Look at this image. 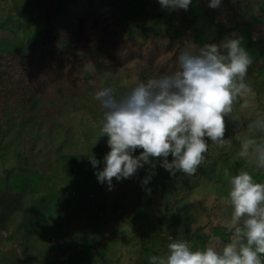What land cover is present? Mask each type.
<instances>
[{
    "label": "rangeland",
    "instance_id": "rangeland-1",
    "mask_svg": "<svg viewBox=\"0 0 264 264\" xmlns=\"http://www.w3.org/2000/svg\"><path fill=\"white\" fill-rule=\"evenodd\" d=\"M24 1L0 0V18L22 7ZM257 6L264 16L262 4ZM31 11L34 10H28V14ZM133 18L151 23L156 11L141 9L133 13ZM28 24L30 30L38 25L35 19L28 20ZM198 27L196 22L190 33L201 38L196 31ZM127 28L132 29L128 25ZM133 32L140 40L148 34V31ZM232 36L244 40L242 46L252 59L264 61L255 35L250 37L235 30L226 38ZM20 39L28 41L30 36L24 34ZM253 78L247 73L246 83L252 94L234 103V115L241 118L242 126L237 127L231 118L227 124L225 136L231 138V147L228 143L220 147L209 141L205 162L190 177L182 173L172 176L158 166L148 185L150 195L141 186V180L151 171L148 166L130 179L116 182L114 178L115 188L111 191L98 182L85 154L93 152L102 160L110 149L107 135L99 138L101 118L92 101L84 102L82 107L71 105L65 123L68 133L60 129L52 135L45 134L29 162L21 158L20 131L6 136L0 144V182L27 194L0 200V264H48L55 255L65 256L63 249L69 255L67 264H133L140 255L149 264L152 255L166 252L168 243L183 238L193 250L210 245L222 247L229 238L223 232V221L231 213L230 206L223 202L230 188L225 172L236 175L246 170L257 181L264 182V171L236 155L239 145L235 137L250 133L248 124L253 116L264 113V75L260 78L259 92ZM124 87L116 91L130 88ZM62 140H65L62 154L67 155L63 161L55 152ZM196 174L199 180L195 184ZM103 234L108 236V244L86 252L83 237Z\"/></svg>",
    "mask_w": 264,
    "mask_h": 264
},
{
    "label": "trees",
    "instance_id": "trees-1",
    "mask_svg": "<svg viewBox=\"0 0 264 264\" xmlns=\"http://www.w3.org/2000/svg\"><path fill=\"white\" fill-rule=\"evenodd\" d=\"M258 4L264 10V0H224L220 9L213 10L206 0H193L188 11L169 12L158 0L24 1L0 18V144L13 131H20L21 158L29 162L45 134L60 129L68 133L65 123L71 105L82 107L92 101L102 122L104 110L94 99L98 90L131 88L171 73L183 49L196 51L205 43H219L235 30L255 35L264 55V16ZM30 9L34 11L28 14ZM141 9L156 11L154 22L135 20L133 13ZM32 19L38 25L30 30ZM196 22L201 38L190 33ZM133 30L148 34L140 40ZM24 34L30 36L28 41L20 39ZM263 68L264 61L252 59L248 69L258 92ZM64 141L55 149L62 161L67 157L62 154ZM195 177L196 184L199 175ZM1 182L0 200L27 194ZM108 240L105 234L83 237L85 251L103 248ZM63 250L65 256L55 255L48 264H67L69 255ZM136 259L133 264H146L143 255Z\"/></svg>",
    "mask_w": 264,
    "mask_h": 264
},
{
    "label": "clouds",
    "instance_id": "clouds-1",
    "mask_svg": "<svg viewBox=\"0 0 264 264\" xmlns=\"http://www.w3.org/2000/svg\"><path fill=\"white\" fill-rule=\"evenodd\" d=\"M169 12L188 11L193 0H158ZM207 7L220 9L224 0H206ZM178 67L137 83L125 92L103 87L94 94L104 110L101 136L107 135L110 149L98 159L85 154L100 184L114 190L116 182L136 176L145 166L151 171L141 180L146 194L157 167L175 176L194 175L205 162L209 141L223 147L231 138L225 133L238 98L252 94L246 76L252 59L235 36L219 43L208 42L193 51L183 49ZM251 132L236 136L237 157L264 171V113L248 124ZM139 155H135L137 150ZM84 156V155H83ZM172 157L169 160V157ZM103 164V167H99ZM230 185L226 202L231 208L223 227L229 234L222 247L214 245L193 250L187 241L176 240L167 251L149 258V264H264V182L251 172H225Z\"/></svg>",
    "mask_w": 264,
    "mask_h": 264
}]
</instances>
